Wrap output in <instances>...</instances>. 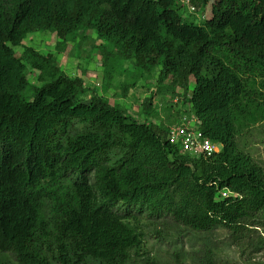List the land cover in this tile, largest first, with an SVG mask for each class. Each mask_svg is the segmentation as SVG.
I'll return each mask as SVG.
<instances>
[{
    "label": "trees",
    "instance_id": "16d2710c",
    "mask_svg": "<svg viewBox=\"0 0 264 264\" xmlns=\"http://www.w3.org/2000/svg\"><path fill=\"white\" fill-rule=\"evenodd\" d=\"M190 1L196 13L177 0H0V264H214L218 228L241 250L264 249L253 235L264 171L248 147L264 127V0ZM45 34L56 35L47 53L25 44ZM87 38L105 94L123 76L115 99L139 81L180 91L219 153L191 158L166 143L163 121H147L159 119L151 97L141 121L85 98L84 78L57 56ZM183 232L199 252L147 247Z\"/></svg>",
    "mask_w": 264,
    "mask_h": 264
},
{
    "label": "rangeland",
    "instance_id": "374dc122",
    "mask_svg": "<svg viewBox=\"0 0 264 264\" xmlns=\"http://www.w3.org/2000/svg\"><path fill=\"white\" fill-rule=\"evenodd\" d=\"M55 35H38L34 37H30V39L25 44H30L34 49L39 51L40 53H47L52 50L55 45ZM98 43H96L97 47ZM95 41L87 38L83 40L82 44L79 46H71V50L67 52L66 55L59 54L57 56L58 62L61 68H66L68 63L73 64L74 73L76 75H80L84 78L85 86L89 89L85 98L89 99L92 93V84L91 79H98L101 82V87L103 88L104 79L103 73L101 71L102 60L100 56L97 54V50L94 49ZM126 65H123L122 70L126 69ZM126 79L125 76L120 78V80ZM120 80L114 81V88L108 90V93L105 94L100 88L101 91H97L98 94L103 95L109 99L111 105L122 103L123 108L127 111L129 115L132 117L138 118L142 111V103L144 99L151 97L152 110L158 113L159 119H148L149 122H157L159 124L161 121L164 123L166 127L170 126V124L166 123L163 119L166 117V106H172L171 120H177L190 118L187 113L183 112L185 108L181 105L180 98L178 93H175L174 96L171 94L164 93H156L152 95L156 87L150 83L139 81L137 86L130 90V92L126 95L124 99H115L113 98L114 93L117 94L118 97H121V89L117 88L115 84H117ZM105 86V85H104ZM193 88V82L189 86L190 92ZM96 92V90H93ZM178 98V104H174L172 101ZM185 107V106H184ZM160 120V121H158ZM144 121V119H143ZM254 137L249 140V152L253 157L256 165L261 166L264 171V127L263 125L258 126V131L254 132ZM175 235V236H174ZM169 243H164L162 246L158 244H154V241L148 240L147 247L149 250L156 251L160 249L164 253L169 254L174 250H183L184 253L191 254L192 252H199L201 250L203 241L199 240V237L188 235L187 232H183L181 236L174 234ZM253 235L257 238L261 239V245L264 247V226L253 231ZM184 236V237H183ZM212 238V239H211ZM229 233L225 230L218 228L214 231V233L210 237V242L218 248V260L215 261L214 264H264V249H256L254 251L249 248L246 250H241L239 246L233 244L230 241ZM241 251V252H240Z\"/></svg>",
    "mask_w": 264,
    "mask_h": 264
},
{
    "label": "built area",
    "instance_id": "2783aa9c",
    "mask_svg": "<svg viewBox=\"0 0 264 264\" xmlns=\"http://www.w3.org/2000/svg\"><path fill=\"white\" fill-rule=\"evenodd\" d=\"M179 1L181 3L188 2L187 0ZM167 140L170 144H177L184 153L195 157L208 158L218 151L217 147L197 130L193 120L183 121L179 125L170 128ZM226 194L227 192L223 191L221 196L224 198Z\"/></svg>",
    "mask_w": 264,
    "mask_h": 264
},
{
    "label": "clouds",
    "instance_id": "9594fccd",
    "mask_svg": "<svg viewBox=\"0 0 264 264\" xmlns=\"http://www.w3.org/2000/svg\"><path fill=\"white\" fill-rule=\"evenodd\" d=\"M180 4H182V5H184V6H186V8L188 7L189 9V12H194L195 11V13H196V11H197V9L195 10V7L194 6H192L191 5V1L190 0H187L188 2L187 3H181L179 0H177ZM201 13V16H200V19L198 20V23L200 22V21H204L205 19H206V16H207V14L209 13V7H207V9H204V11L203 12H200ZM198 14H199V12H198ZM52 35H55V34H52ZM55 38H56V35H55ZM55 43H56V41H55ZM69 50H71V48L69 49ZM64 55H66V54H64ZM60 65V64H59ZM73 69H74V66H73V64H70V63H68V65H67V67L66 68H62V70L64 71V73L66 74V75H68L69 77H79L80 75H76L75 73H74V71H73ZM81 77V76H80ZM91 84H92V93H91V95H90V97L92 96V94L93 93H95L93 90H96V93H98L99 91H101L100 90V88H102L101 87V82H99L98 81V79H97V81H96V79H91ZM86 87V86H85ZM157 89H154L153 90V92L151 93L152 95H154V94H156V91ZM98 91V92H97ZM105 93V92H104ZM87 94V93H86ZM100 95V94H99ZM101 96H103V95H101ZM180 98V97H179ZM174 104H178L179 102H178V98H176V99H174L173 101H172ZM169 106V105H168ZM167 107V106H166ZM172 107V106H171ZM163 120H165V119H163ZM186 120H193L194 121V126L197 128V130H199V128H198V126H197V122H196V119L191 115V117L190 118H185V119H180L179 121H177V123H174V124H172V125H170V126H168L167 127V130H166V133H165V136H164V139H165V141H166V143H168L169 145H173V144H170L169 142H168V140H167V135H168V133H169V130H170V128H172V127H175V126H177V125H179L181 122H183V121H186ZM200 131V130H199ZM201 132V131H200ZM202 133V132H201ZM206 138V137H205ZM175 145H177V144H175ZM213 145H215L216 147H217V152L216 153H214V154H217V153H219V151H220V149H221V147L219 146V145H217V144H213ZM178 149H179V151L182 153V154H184V155H188V156H190L191 158H198V157H195V156H191V155H189V154H187V153H184L180 148H179V146H178ZM213 154V155H214ZM199 157H202V156H199ZM204 158V157H203ZM209 158V157H208ZM223 191H221L220 193H219V195H220V197L221 198H223L222 196H221V193H222Z\"/></svg>",
    "mask_w": 264,
    "mask_h": 264
}]
</instances>
